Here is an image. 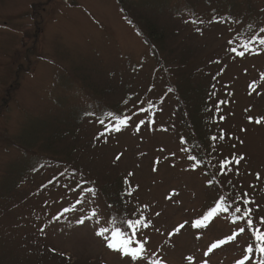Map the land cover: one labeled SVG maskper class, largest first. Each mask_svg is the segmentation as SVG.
Instances as JSON below:
<instances>
[{
    "label": "rangeland",
    "instance_id": "374dc122",
    "mask_svg": "<svg viewBox=\"0 0 264 264\" xmlns=\"http://www.w3.org/2000/svg\"><path fill=\"white\" fill-rule=\"evenodd\" d=\"M122 1L138 13L119 0H0V264H260L235 208L264 232V32L237 38L264 29V0ZM138 8L156 14L163 44ZM184 75L215 87L211 149L243 156L223 187L184 141L202 138L176 99ZM141 217L147 228L128 226ZM121 239L146 240L143 257L108 247Z\"/></svg>",
    "mask_w": 264,
    "mask_h": 264
},
{
    "label": "trees",
    "instance_id": "16d2710c",
    "mask_svg": "<svg viewBox=\"0 0 264 264\" xmlns=\"http://www.w3.org/2000/svg\"><path fill=\"white\" fill-rule=\"evenodd\" d=\"M124 3V5H123ZM119 4L122 6V8L124 10H126L127 12L129 11V9H134V13H138L135 8L128 6L127 4H125V2H123L122 0H119ZM141 13H144L143 15H136L137 16V20L141 23H143L145 25V29L149 31V33L151 34L152 38H154V41H156L159 44H163V40L164 38H162L161 35H156L153 32V26L151 24V22L153 23L155 21V16L156 14H154L153 12H148L143 8H138ZM129 13V12H128ZM160 14H158L159 16ZM135 26H138V24L134 23ZM256 27V26H253ZM252 27V28H253ZM262 28V27H260ZM138 32L141 33V29H137ZM259 31L254 34V35H246L244 34H240L239 37L237 38V41H241L244 40L247 43V46H250L253 44V42L257 39H259L258 37L260 36ZM142 35V34H141ZM146 35V38L148 39V42L150 43V47L152 49L153 52H156V47L154 45H152L153 40ZM245 36H249V38H244ZM187 75L183 76V80H181V86L183 85V87L188 86L189 89H183V91L179 92V91H175L176 92V99H178V101L185 106L186 108V112L187 115L189 116V118L193 119V122L190 121V128H191V132L194 135L197 136H202V138H200L199 140H197L196 142L193 141V144H190L189 142H191L192 140H190L191 138H186L188 140H186L184 138V141H186V145H189L191 152L194 155V158L196 160V163L199 164L198 167L201 170H204V172L207 174V176L209 177L208 179L210 182L208 183L209 185H212V183L217 184L220 187H223V185L220 184V181L222 183V179H221V174L219 172H215L212 168H210V165H207V158H211L210 156H213L214 158L211 159H218L220 162L221 161H231V163H229L227 166H238L242 160L244 159H240V162L237 164L235 163L236 159H239L240 157H243L242 155L237 156L236 152H231V155L228 156L229 158H220L222 157V151L218 150V152L214 153L215 151L211 149V142H212V138L216 137V133H213V128L218 127L219 124V120L218 118H216V116L213 114L212 111L215 112L216 106L213 103V95L215 92V87L212 84H204L202 85L201 83L195 82L194 80H191V76L186 77ZM183 81V82H182ZM178 88V87H177ZM219 105V104H218ZM221 123V122H220ZM191 134V133H190ZM66 135V134H65ZM74 135V132H71L69 136V138ZM76 137H74L73 139H75ZM205 142V143H204ZM210 143V144H209ZM220 145V144H219ZM220 154V156L218 155ZM228 155V154H227ZM225 156V155H223ZM220 162H217L216 167L218 169H220ZM213 165V164H212ZM221 170V169H220ZM225 173V172H224ZM220 176V177H219ZM124 180V179H123ZM213 184V185H215ZM125 187V186H124ZM239 199L240 201L242 200V197L240 196V194H236L235 198L232 199V207H236L237 203H239ZM220 205V207L218 208L217 206ZM221 199L217 198L216 200H214V204H213V208L220 210L221 208ZM115 205H113L114 207ZM112 207V206H111ZM226 208V207H224ZM254 228V226H253ZM256 228V227H255ZM51 254H54V251L50 250ZM264 255V254H263ZM45 259V258H44ZM15 260V259H14ZM16 261V260H15ZM37 261V260H35ZM38 261H41V259H39ZM42 264H49L48 261L47 262H40ZM16 264H21V263H16ZM34 264H38V263H34Z\"/></svg>",
    "mask_w": 264,
    "mask_h": 264
},
{
    "label": "snow or ice",
    "instance_id": "6c2138e0",
    "mask_svg": "<svg viewBox=\"0 0 264 264\" xmlns=\"http://www.w3.org/2000/svg\"><path fill=\"white\" fill-rule=\"evenodd\" d=\"M260 31L264 32V29H261ZM258 42H259L260 45H264V38L259 39ZM245 49L248 50V51H251V49H249L247 46H245ZM231 51L236 52V49L232 48ZM237 54L243 56L244 52H239ZM127 119H131V117H128ZM127 119L120 120L118 125L115 127L114 130L115 131H119L121 125H126L127 124ZM256 122L259 123L260 121L257 120ZM101 123H103V121H101ZM140 123L143 124L144 121H141ZM220 138L223 139V135H221ZM212 139L215 140L216 137H213ZM117 159H119V157H117ZM240 159H243V157H240L239 159H236L235 163L238 164L240 162ZM229 163H231V161H221L220 162V168H221V173L222 174H224V170L226 169V167H227V165ZM87 191L92 193L93 195H95V191L96 190L93 189V188H89V189H87ZM129 195H131V192H129ZM245 203H251V201H245ZM217 207L219 208L220 205H218ZM216 210L217 209H213L212 211L208 212L207 215H205L203 217V221H207L209 219V217H212L214 215V213L216 212ZM224 210L227 211V209H224ZM65 211H67V209ZM235 212L236 213H241V216L239 217L240 219L247 218L246 219L247 227L249 229H252V234L255 237V240L257 242L256 245H255V250L258 251L261 254H264V232H261V230L259 228L253 229V220L251 218V209L245 208L243 210V212H242L240 207H236L235 208ZM93 215H96V213L93 212ZM157 215H159V214L157 213ZM57 219H58V217H57ZM260 221L262 223H264V217L260 218ZM78 223L83 224L84 220L83 219L78 220ZM128 226L133 228L134 230H138L141 226L144 227V228H147L149 226V224L145 223L144 218L141 217V218H139V219H137L135 221L129 220L128 221ZM193 226L202 227V226H206V225L202 224V220L197 219L194 222ZM183 227H184V225H180L176 229V231H179L180 228H183ZM106 231H107V229H102L100 232L97 233V235L103 236ZM244 231H245L244 227H241L238 230L239 233H243ZM117 236L123 237V233L119 232V230H116L113 233V238H112L113 241L115 240V238ZM235 238H236V235H233V236H230L228 239L233 240ZM224 242L225 241H220L219 243H224ZM146 243H147L146 240L144 242H137V244H138L137 247H131V244H132L131 240H129V239H121L119 244L110 241L108 243V247L112 248L113 250L120 251L122 253V255L130 256L133 261H137V260H139V259H141L143 257V254L146 251L145 246H144ZM218 246H219L218 244H213L212 245L213 248L218 247ZM245 251H246V253H253L254 246L252 244H249L247 246V248L245 249ZM248 259H250V256H245L243 259L238 261L237 264H245V261L248 260ZM157 264H159V262H157ZM260 264H264V259H261Z\"/></svg>",
    "mask_w": 264,
    "mask_h": 264
}]
</instances>
